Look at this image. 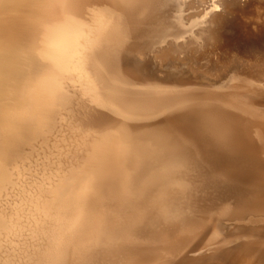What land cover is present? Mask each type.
<instances>
[{"label": "bare ground", "instance_id": "6f19581e", "mask_svg": "<svg viewBox=\"0 0 264 264\" xmlns=\"http://www.w3.org/2000/svg\"><path fill=\"white\" fill-rule=\"evenodd\" d=\"M255 261L264 0H0V264Z\"/></svg>", "mask_w": 264, "mask_h": 264}, {"label": "rangeland", "instance_id": "374dc122", "mask_svg": "<svg viewBox=\"0 0 264 264\" xmlns=\"http://www.w3.org/2000/svg\"><path fill=\"white\" fill-rule=\"evenodd\" d=\"M210 9H212V8H210ZM210 9H208V10H210ZM210 55H211V56H210ZM210 55H209L207 58H205V59H208V58L211 59V58L213 57V55H212V54H210ZM172 56L175 57V55H172ZM189 56H190V54H189ZM173 57H171V58L169 59V61H168V58H167V57H163L162 59H163V62H166V63L168 62L167 64H170L169 62L172 60ZM180 57L183 58V57H184L183 54H181ZM165 59H166V60H165ZM173 59H174V58H173ZM201 62H202V63H201ZM204 62H205V63H204ZM207 62L209 63V59H208V60H204V59H203L202 61L199 62L198 65H200V63H201L200 66H202V64H206ZM193 65L196 66V64H194V63H193ZM244 221H245V220H244ZM252 264H260V262L255 261V262L252 263Z\"/></svg>", "mask_w": 264, "mask_h": 264}]
</instances>
